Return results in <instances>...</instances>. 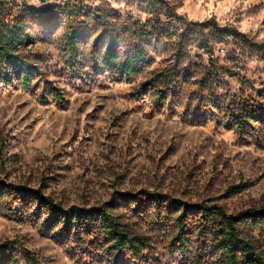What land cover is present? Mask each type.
<instances>
[{
	"label": "rangeland",
	"instance_id": "374dc122",
	"mask_svg": "<svg viewBox=\"0 0 264 264\" xmlns=\"http://www.w3.org/2000/svg\"><path fill=\"white\" fill-rule=\"evenodd\" d=\"M8 1L14 11L63 4ZM167 1L188 21L214 18L264 43V0ZM107 10L120 25H152L138 3L108 1ZM161 25L175 31L168 40L174 44L180 24L161 17ZM26 32L32 39L22 54L41 74L25 90L0 84V193L6 190L0 194V243H11L14 253L30 251L44 264H112L113 258L101 234L59 236L43 228L28 196L16 203L20 192L117 217L142 242L139 260L121 264H187L200 243L197 207L217 205L235 215L264 199L260 51L230 39L214 46L211 56L193 47L176 61L169 48L151 46L148 67L125 80L94 63L91 40L81 42L70 65L61 29ZM229 99L234 105L246 100L261 113L245 133L228 120L234 113ZM181 223L184 254L175 242Z\"/></svg>",
	"mask_w": 264,
	"mask_h": 264
},
{
	"label": "trees",
	"instance_id": "16d2710c",
	"mask_svg": "<svg viewBox=\"0 0 264 264\" xmlns=\"http://www.w3.org/2000/svg\"><path fill=\"white\" fill-rule=\"evenodd\" d=\"M108 1L138 3L151 17L152 25H120L118 21H112L116 15L107 10ZM14 8L10 1L0 0V84L6 87L17 83L23 90L28 89L33 75L41 74L22 54L26 42L32 39V33L26 32L30 27L35 32L61 29L62 46L69 55L70 65L76 61L81 42L91 40L90 55L94 63L100 70L125 80L133 79L148 67V50L151 46L163 50L169 48L178 61L188 48L200 49L211 56L214 46L225 45L233 39L264 55V43L253 41L236 27L220 26L214 18L200 23L188 21L185 16L178 15L175 6L167 0H63L60 6H49L42 10L24 6L14 11ZM161 17L180 24L181 29L174 44L168 40L176 33L161 25ZM160 88L154 89L163 98ZM56 97L60 102H65L60 93ZM227 104H232L234 110L232 115H228V120L234 123L239 133H245L246 127L256 122L261 114L246 100L234 105V101L229 99ZM0 194H6V190ZM27 196L41 212L43 228L55 230L59 236L76 231L88 236L101 234L113 249L112 264H121L129 258L139 260L142 242L123 229L118 218L106 210L89 213L75 208L65 209L39 192L35 195L20 192L16 203L24 202ZM152 205L159 206L155 200ZM197 209L199 225L196 232L200 243L196 254L187 264H264V199L257 206L235 215L228 214L217 205ZM190 215L193 217L192 212ZM179 227L175 242L180 248L178 252L184 254L186 245L182 232L187 231L184 228L186 224L181 223ZM21 258L27 264H44L30 251L19 256L14 253L11 243H0V264H18Z\"/></svg>",
	"mask_w": 264,
	"mask_h": 264
}]
</instances>
